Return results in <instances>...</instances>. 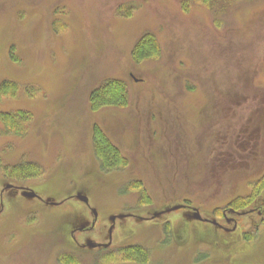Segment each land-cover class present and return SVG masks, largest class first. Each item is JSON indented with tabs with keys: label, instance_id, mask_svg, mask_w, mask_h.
Instances as JSON below:
<instances>
[{
	"label": "rangeland",
	"instance_id": "1",
	"mask_svg": "<svg viewBox=\"0 0 264 264\" xmlns=\"http://www.w3.org/2000/svg\"><path fill=\"white\" fill-rule=\"evenodd\" d=\"M145 34L160 52L137 63ZM107 80L126 84L127 104L93 111ZM7 81L18 88L0 92V113L29 118L18 135L0 121V264H264L256 215L234 234L188 210L119 222L101 253L74 241L90 235L71 236L93 221L76 196L102 223L186 202L212 219L235 199H264V0H0ZM96 128L126 166L103 168ZM6 183L66 203L24 200Z\"/></svg>",
	"mask_w": 264,
	"mask_h": 264
},
{
	"label": "flooded vegetation",
	"instance_id": "2",
	"mask_svg": "<svg viewBox=\"0 0 264 264\" xmlns=\"http://www.w3.org/2000/svg\"><path fill=\"white\" fill-rule=\"evenodd\" d=\"M4 189L5 191L19 193L21 194L24 200L35 201L41 205L59 208L60 206L66 203V201L58 202V203L48 202L47 200L42 199L40 195H38L33 189L29 187H25L24 185L21 184L6 183ZM29 195H33V196L29 197ZM79 197H85L87 199V202L80 200ZM261 197L253 199L252 195L250 194V197L248 198L245 197V198L235 199L232 202H230L229 205L221 211V214L213 215L212 219L210 218L205 219L201 215V213H199L198 209L192 207L189 203L186 202L184 205H178L168 211H162L156 213L154 216L153 215L150 216V218L146 217L144 219H141L143 217H137L135 213H127V214L112 216L108 219L107 223H105L106 221L102 223L99 222L98 220L99 219L98 213L94 209H91L88 198L86 196H76L75 199L79 200L90 209V213L93 216V221L91 224H88L86 220V225L76 228V230L73 231V234L71 236L72 238L75 239V234L77 233L84 236L90 235L88 237H84L83 244H80L77 241V239L74 241L78 246H80V249H86V250L90 249L96 251L97 253L98 252L101 253L112 248L117 243L115 237L117 235L116 229L119 222L122 223L120 224L119 227L122 226L126 227V224L124 223L126 221H135L136 223L137 222L150 223L158 218L167 216L171 212L185 211V210H188L193 215V216L191 215L192 218H195L197 222L212 225L216 229V231L219 232L221 231L225 234H234L241 229L240 228L241 219H247L256 215L261 219V223L264 222V199H260ZM244 202L249 204H254L255 207H253L248 211H242L239 208H233L235 207V205H239V203L243 204ZM3 206L4 204H2V209ZM2 212L3 210H0V215ZM92 235L96 236L97 239L96 241L91 239ZM130 249L133 251L135 250V248H130ZM143 257L145 260V256Z\"/></svg>",
	"mask_w": 264,
	"mask_h": 264
},
{
	"label": "trees",
	"instance_id": "3",
	"mask_svg": "<svg viewBox=\"0 0 264 264\" xmlns=\"http://www.w3.org/2000/svg\"><path fill=\"white\" fill-rule=\"evenodd\" d=\"M204 4L215 3L224 0H201ZM160 52V45L156 36L145 34L136 44L132 56L137 63L147 59L156 58ZM18 86L12 82H4L0 86L1 94L15 92ZM127 104V86L120 80H107L99 88L93 90L90 105L93 111H97L107 106H126ZM29 115L25 112L18 114L0 113V121L6 125L11 132L20 134V123L27 122ZM94 147L97 159L101 162L106 171L117 170L119 167L127 165L121 151L115 148L104 133L96 128L94 132ZM26 170V169H25ZM264 184V182H263ZM237 206V205H235Z\"/></svg>",
	"mask_w": 264,
	"mask_h": 264
},
{
	"label": "water",
	"instance_id": "4",
	"mask_svg": "<svg viewBox=\"0 0 264 264\" xmlns=\"http://www.w3.org/2000/svg\"><path fill=\"white\" fill-rule=\"evenodd\" d=\"M33 195H29V197H32ZM80 198V200H83V201H85V202H87V199L85 198V197H79Z\"/></svg>",
	"mask_w": 264,
	"mask_h": 264
}]
</instances>
